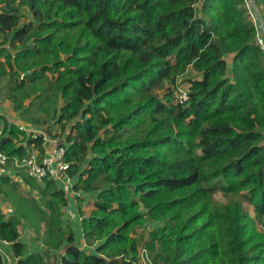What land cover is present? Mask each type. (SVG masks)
Listing matches in <instances>:
<instances>
[{"label":"trees","instance_id":"trees-1","mask_svg":"<svg viewBox=\"0 0 264 264\" xmlns=\"http://www.w3.org/2000/svg\"><path fill=\"white\" fill-rule=\"evenodd\" d=\"M255 1L253 22L242 0H0L3 100L60 139L72 191L95 198L87 215L78 206L81 249L64 189L15 167L43 156L41 136L0 117V197L13 208H0V240L17 264H142L143 250L151 264H264ZM37 101L44 117L26 120ZM23 224L42 250L21 241Z\"/></svg>","mask_w":264,"mask_h":264},{"label":"built area","instance_id":"built-area-1","mask_svg":"<svg viewBox=\"0 0 264 264\" xmlns=\"http://www.w3.org/2000/svg\"><path fill=\"white\" fill-rule=\"evenodd\" d=\"M243 7L246 9L250 19L255 22L256 16V3L255 0H242ZM263 25L258 26V36L257 41L264 52V43L262 38ZM179 94L177 99L180 103L187 99L186 94L178 89ZM26 134L31 135L33 139H37L41 136L44 143V154L42 157H38L36 150H31L28 152L27 156L20 163H15V167H24L26 173L38 184H42L46 177H51L54 180H59L67 183H72L73 181L67 178L65 172L68 169V165L63 162L64 148L60 145L58 139H53L48 136L44 130L34 128V127H21ZM5 157L0 155V162H4ZM1 208V204H0ZM2 209V208H1ZM6 214L7 211H4ZM11 243L6 240H0V258L3 260L7 259V255L4 252V248L10 247ZM146 258V257H145ZM16 260V259H15ZM17 262V260H16ZM147 263V259H144L143 264ZM60 264V263H59Z\"/></svg>","mask_w":264,"mask_h":264},{"label":"rangeland","instance_id":"rangeland-1","mask_svg":"<svg viewBox=\"0 0 264 264\" xmlns=\"http://www.w3.org/2000/svg\"><path fill=\"white\" fill-rule=\"evenodd\" d=\"M23 20H26V21H28V19H26V18H24ZM231 56L228 58V62L230 63L231 62ZM188 77L186 76V75H184V76H182V77H180V79H178V81L180 82V80H183V79H187ZM2 80H3V78H2ZM181 84H183V83H181ZM6 85V83L4 82V81H2L1 83H0V87H3V86H5ZM5 91H3V92H0V115L1 114H3V113H6V111H8L9 109H11L12 110V112H13V115H15V117H17L18 115H17V113L12 109V107H11V105H9L10 103L8 102V101H4L3 99H4V97H5ZM32 101V100H31ZM30 101H26V103L28 104ZM46 102V101H45ZM38 101L37 102H35V107H34V109H33V111H31V112H29L26 116H25V118H26V120L27 119H29V118H36V117H44V113L43 112H40V110L39 109H37L36 107L38 106ZM9 105V106H8ZM48 105L49 104H47L46 105V108L48 107ZM42 108V107H41ZM17 115V116H16ZM5 117H7V114L5 115ZM8 117H10V115H8ZM16 119V118H15ZM16 121L17 122H23V123H20V125H23V127H33V126H31V125H29V123H27L26 121H24V120H21L20 118L19 119H16ZM24 123H27V124H24ZM34 128H38V127H34ZM46 128H47V126H44V127H41V128H38V129H42V130H46ZM55 128L53 129V133H55ZM45 133L47 134V132L45 131ZM53 139H58L59 140V142L61 143V141H60V139L59 138H57V137H52ZM71 184H73V183H71ZM70 184V186H72ZM26 189H25V191H24V193L26 194ZM215 198L218 200V201H220V202H222V203H225L226 202V200H225V198L220 194V193H217L216 195H215ZM93 199H95L94 197H91V196H88V195H84V197L82 198V200L81 201H78L77 199H76V202L74 201V206H75V208H76V203H77V208H78V206H80L81 208H84V214L85 215H87V214H89V212H90V210H91V207H92V200ZM68 200H69V204L71 205V203H70V200L71 201H73L74 200V198L73 197H71V196H68ZM0 204H1V208L4 210V211H7L8 213H7V215H10V214H12L13 213V208L8 204V203H6L4 200H3V198H1L0 197ZM243 206H244V208L246 209V211L250 214V216L251 217H253L254 216V213H253V210H252V207H250L246 202H243ZM66 217L68 218V216L66 215ZM73 218V217H72ZM75 223H79V220H73L72 219V224H73V227H74V231L76 232V235L77 234H79L78 232H79V228L75 225L74 226V224ZM146 226H147V229H149V230H152L154 227H155V225L153 224V223H150V222H148L147 224H146ZM156 226H158V224H156ZM257 229L259 230V231H261V229L259 228V226L257 227ZM21 234L23 235V237L26 239V238H28V237H30V236H32V232L28 229V227H27V225L26 224H23L22 226H21ZM26 235H29V236H26ZM35 235L33 234V236L32 237H34ZM146 260V258H145V256H143V260ZM142 262V261H141ZM143 264V263H142ZM146 264H151V260H150V263L149 262H147Z\"/></svg>","mask_w":264,"mask_h":264},{"label":"crops","instance_id":"crops-1","mask_svg":"<svg viewBox=\"0 0 264 264\" xmlns=\"http://www.w3.org/2000/svg\"><path fill=\"white\" fill-rule=\"evenodd\" d=\"M6 114H7V117H5ZM8 115H10V117H8ZM0 117H5L8 121L13 122L14 124L19 125L21 127L23 126V125H20V123H23V122H21V121L20 122H17L16 121V119H19V117L18 116L15 117V115H13V112H12L11 109H9L8 111H6V113L1 114ZM0 123H1V121H0ZM56 182H57V184H58L59 187H62L64 189L65 193H67V196H71V197L74 198L73 201L70 200V203L71 202L72 203H71V205L69 204V206H68L67 216H69V218L70 219H73V220L79 219V212H78V208H77V203H76V208H75L74 201L76 202V199H77L78 196L84 197L85 194H75L72 191L73 184H71V183H67V182H63V181H59V180H57ZM72 183H74V182H72ZM70 184L72 186H70ZM88 196H90V195H88ZM81 210L84 212V208H81ZM19 231H20V234H21V227L19 228ZM26 236H29V235H26ZM32 236H33V234H32ZM32 236H30V237H28V238L25 239L23 237V235L21 234V241H24V243L28 244L29 251L30 252H33V251H36V250H42L43 249L42 244L40 242L34 241V237H32ZM78 237L80 238V243H81V246L80 247L82 249V248H84V245H85L84 244V241L82 240V237H83L82 236V233H79L78 234ZM4 252L7 255V259L6 260H3L2 261V264H17L15 258L13 257V254L11 252V248L10 247L4 248ZM63 253H64V249L55 252L54 253L55 255L53 254V258H54L53 260H58L59 257H57V255H59L61 257V255H63Z\"/></svg>","mask_w":264,"mask_h":264},{"label":"clouds","instance_id":"clouds-1","mask_svg":"<svg viewBox=\"0 0 264 264\" xmlns=\"http://www.w3.org/2000/svg\"><path fill=\"white\" fill-rule=\"evenodd\" d=\"M255 3H256V1H255ZM243 5V4H242ZM263 31H264V27H263ZM258 34V33H257ZM262 38H263V32H262ZM178 89H181L185 94H186V96L188 95V85L187 84H181L180 82L179 83H176L175 84V86H174V91H175V100L179 103V104H182V103H184V102H186L187 100H188V96H187V99L184 101V102H182V103H180L179 101H178V99H177V95L179 94V92H178ZM25 124V123H24ZM56 181V180H55ZM57 183V182H56ZM259 228L260 229H262V227L259 225ZM143 256H145L146 257V259H147V262H149L150 263V258L148 257V255L145 253V251L143 250L142 252H141V261H142V263L144 262V260H143ZM145 264H146V262H145Z\"/></svg>","mask_w":264,"mask_h":264}]
</instances>
